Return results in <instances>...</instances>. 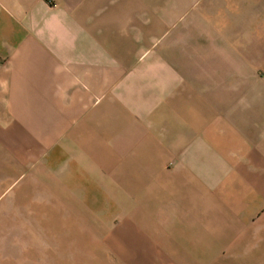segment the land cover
Segmentation results:
<instances>
[{
	"label": "crops",
	"instance_id": "obj_1",
	"mask_svg": "<svg viewBox=\"0 0 264 264\" xmlns=\"http://www.w3.org/2000/svg\"><path fill=\"white\" fill-rule=\"evenodd\" d=\"M14 207L36 264H264V0H0Z\"/></svg>",
	"mask_w": 264,
	"mask_h": 264
},
{
	"label": "rangeland",
	"instance_id": "obj_2",
	"mask_svg": "<svg viewBox=\"0 0 264 264\" xmlns=\"http://www.w3.org/2000/svg\"><path fill=\"white\" fill-rule=\"evenodd\" d=\"M29 208L14 207V218L17 220L0 222V264H36L39 250L51 244V238L42 237L37 216L27 213ZM21 209H24L25 214L21 213ZM58 261L54 255H49L46 260L48 264Z\"/></svg>",
	"mask_w": 264,
	"mask_h": 264
},
{
	"label": "built area",
	"instance_id": "obj_3",
	"mask_svg": "<svg viewBox=\"0 0 264 264\" xmlns=\"http://www.w3.org/2000/svg\"><path fill=\"white\" fill-rule=\"evenodd\" d=\"M46 1V3H48V4H53L56 0H45Z\"/></svg>",
	"mask_w": 264,
	"mask_h": 264
}]
</instances>
